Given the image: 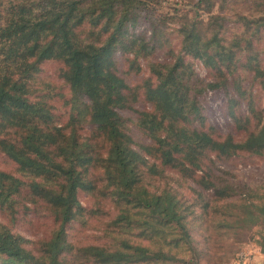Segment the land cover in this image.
<instances>
[{
    "label": "trees",
    "instance_id": "trees-1",
    "mask_svg": "<svg viewBox=\"0 0 264 264\" xmlns=\"http://www.w3.org/2000/svg\"><path fill=\"white\" fill-rule=\"evenodd\" d=\"M187 1L189 9L180 0H0V151L16 165L0 169V211L8 219L0 221V264H198L158 238L191 250L199 229L205 242L220 241L223 264L247 236L264 254V183L232 180L220 166L241 152L264 155V113L253 102L250 115L231 107L236 125L249 128L236 141L216 135L201 102L223 88L236 104L230 89L244 93L235 74L249 59L264 87L257 48L264 0ZM235 2L231 18L240 30L230 33L228 16L214 10ZM164 45L169 58L153 59ZM50 60L61 63L62 83L42 77ZM198 64L210 80L199 77ZM143 66L148 76L131 84L126 74ZM142 96L150 108H136ZM132 126L146 139L137 140ZM169 170L194 181L196 196L153 190ZM109 201L115 215L96 228L97 241H74L71 230L109 214ZM30 213L54 220L50 236L32 241L11 227Z\"/></svg>",
    "mask_w": 264,
    "mask_h": 264
},
{
    "label": "rangeland",
    "instance_id": "rangeland-1",
    "mask_svg": "<svg viewBox=\"0 0 264 264\" xmlns=\"http://www.w3.org/2000/svg\"><path fill=\"white\" fill-rule=\"evenodd\" d=\"M180 4L178 5L180 8L189 9L187 7V0H180ZM236 3V2H235ZM231 3L227 6L226 9H221L216 7L214 13L227 15L229 20L228 27L229 32L234 33L235 31H239L240 27H238L234 23V18H231L235 12H237V8L240 6L236 3ZM233 4V5H232ZM170 26L177 27V22H170ZM142 29V28H141ZM175 38L176 35H173ZM167 45L162 46V48H158L156 53L152 55L153 59L164 60L165 58H169L168 55V47ZM173 47L175 51L179 50V38H175L173 41ZM258 49L262 50L261 53V65L264 66V32L261 33V40L257 45ZM246 62V59H245ZM250 59L248 62L240 67V69L235 74L236 78L241 86L244 89V93H239L235 88L231 87L230 93L234 96V98H238L236 104L234 102L233 105H229V95H227V91L223 88L217 90H208L205 94L201 96L202 106L204 108L206 114V122L208 125L212 126L216 130V135L226 136L227 134H232L236 141H242L246 138L249 128H239L236 125L235 120L232 118L230 114H228L229 110L240 113L242 115H250L252 109L250 108V104L253 102L256 110H261L264 113V87L262 83L258 79L253 80V76L255 72L250 68L249 65ZM61 63L58 61L50 60L47 61L43 65L42 77L50 82L54 83H62L63 79L60 77L59 72L61 68ZM120 69L123 73L127 70V65L124 60V56H120ZM196 71L200 78L205 80H210L211 76L209 71L201 64H198L196 67ZM148 76L147 67L143 66L140 71H132L129 74H126L128 81L131 84H136L140 82L143 78ZM56 105L62 113H65L66 110L64 107H61V102L58 99L55 101ZM150 104L144 101L143 96L140 101L136 105L138 109H148L150 108ZM126 115L134 114L131 111H124ZM135 115V114H134ZM253 117V114H252ZM247 126V124H245ZM133 127V133L136 136V139L141 141L145 140L146 137L143 133H141L135 126ZM248 128V129H246ZM89 129V128H87ZM148 141V140H147ZM225 162H220V166L222 169L229 170L233 175L229 177L233 179H242L245 180L252 185H260L264 183V155L263 156H252L248 155L246 152H241V154L236 155L230 159H224ZM0 169L5 170H16L15 163L8 158L3 152L0 151ZM178 174L173 171H167V177L164 179H156L152 181L151 188L153 190L159 191L165 187H172L181 192L184 196L188 198H192L196 196V193L193 191L198 186L192 180L184 181L178 178ZM208 196V195H207ZM82 203L89 207L92 204V197L81 193L80 195ZM110 208L109 214L103 215L101 219L93 218L90 223L86 227H81L80 229H72L71 230V238L77 242L90 243L96 242L97 236L99 234L97 227H101L104 220H107L109 217H113L115 215V209H113V203L109 201ZM208 210L210 215H213L214 210L210 207ZM247 214V213H245ZM0 221L8 223V219L6 216L2 214L0 211ZM11 227L21 234L25 235L32 241H36L39 239L46 238L50 236L52 230L55 227L54 220L44 214L38 213H30L28 215V219L23 221H18L15 224H11ZM200 230V229H199ZM197 230V234L195 233V239L198 243L196 247H188L184 242H179L177 245H167L164 244L163 241L158 238L159 242L163 244V246L167 249H170L172 252L180 254V256H184L188 259H192L194 262L198 264H223L222 260L217 257L220 256L219 252L221 249L220 241H215V238L212 237L208 242H205L203 233ZM168 236L179 233V231H174L171 229L165 230ZM245 232L247 228L244 229ZM214 238V239H213ZM244 241L247 243L239 244L238 247H245L247 244H251L253 241L249 240V236L244 238ZM157 244H155L156 246ZM208 247L206 254H198V248ZM224 246V245H223Z\"/></svg>",
    "mask_w": 264,
    "mask_h": 264
},
{
    "label": "built area",
    "instance_id": "built-area-1",
    "mask_svg": "<svg viewBox=\"0 0 264 264\" xmlns=\"http://www.w3.org/2000/svg\"><path fill=\"white\" fill-rule=\"evenodd\" d=\"M229 264H259L255 258V248L253 244H247L245 247H242Z\"/></svg>",
    "mask_w": 264,
    "mask_h": 264
},
{
    "label": "crops",
    "instance_id": "crops-1",
    "mask_svg": "<svg viewBox=\"0 0 264 264\" xmlns=\"http://www.w3.org/2000/svg\"><path fill=\"white\" fill-rule=\"evenodd\" d=\"M255 248V258L261 263L264 264V254L261 251L260 246L256 242H252Z\"/></svg>",
    "mask_w": 264,
    "mask_h": 264
},
{
    "label": "water",
    "instance_id": "water-1",
    "mask_svg": "<svg viewBox=\"0 0 264 264\" xmlns=\"http://www.w3.org/2000/svg\"><path fill=\"white\" fill-rule=\"evenodd\" d=\"M257 262H258L259 264H261L258 260H257Z\"/></svg>",
    "mask_w": 264,
    "mask_h": 264
}]
</instances>
